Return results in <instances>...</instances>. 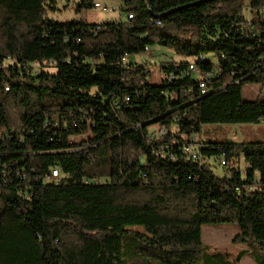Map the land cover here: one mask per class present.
Masks as SVG:
<instances>
[{"label": "trees", "instance_id": "16d2710c", "mask_svg": "<svg viewBox=\"0 0 264 264\" xmlns=\"http://www.w3.org/2000/svg\"><path fill=\"white\" fill-rule=\"evenodd\" d=\"M120 2L130 19L90 24L50 18L56 0H0V264H238L202 241L224 224L264 254V143L201 141L206 164L182 150L206 125L264 123L243 96L264 89V0ZM151 49L173 54L159 85L126 61Z\"/></svg>", "mask_w": 264, "mask_h": 264}, {"label": "rangeland", "instance_id": "374dc122", "mask_svg": "<svg viewBox=\"0 0 264 264\" xmlns=\"http://www.w3.org/2000/svg\"><path fill=\"white\" fill-rule=\"evenodd\" d=\"M58 11L50 14L49 17L55 21H69L71 19H81L90 24H102L110 21H125L127 13L121 9L120 0H92L93 3L100 4V7H92L90 9H79L77 6L79 0H56ZM106 8L107 10H104ZM246 19L250 17V11L246 7L244 11ZM173 54L167 51L158 49H151L150 51L132 54L126 57L127 63L143 65L147 68V79L152 85H159L163 79L160 66L166 59H170ZM175 59H178L174 56ZM216 62L215 58H212ZM49 64V65H48ZM45 63L44 70L53 72L50 68L51 64ZM40 65L33 64L31 69L36 72L42 69ZM258 85L245 86L243 89L244 99L253 101L256 98L264 100V89L259 91ZM202 142H226L227 140L235 143H264V123L257 124H240V125H206L202 128L201 133L198 135ZM229 137V138H228ZM76 144L86 142L89 140V133L73 138ZM244 155V153H243ZM241 167L245 168V162L242 160ZM210 168L216 176L222 177L226 174L227 169L220 166L213 159L209 162ZM103 181V180H102ZM101 181V182H102ZM238 232L235 224H224L218 226L205 225L202 227V241L204 244L227 253L230 259L240 253V249L245 250V255L241 258L240 264H255V259H264L262 251L253 250L249 243H233L232 239ZM253 262V263H252Z\"/></svg>", "mask_w": 264, "mask_h": 264}, {"label": "built area", "instance_id": "2783aa9c", "mask_svg": "<svg viewBox=\"0 0 264 264\" xmlns=\"http://www.w3.org/2000/svg\"><path fill=\"white\" fill-rule=\"evenodd\" d=\"M95 7H100V4L95 3L94 4ZM104 10H107L106 8H104ZM261 15L263 16L262 19L264 20V11L261 12ZM131 16L127 15L126 16V20L130 19ZM124 59H122L123 61ZM207 59L204 57H201L200 61L201 62H205ZM191 74L194 77H196L197 83H198V88L200 90V94L206 95L208 92V87L206 84L205 79L203 80L200 77V69L197 67L196 64H189L188 66V70L183 72V75H188ZM212 72H207L205 74V78L208 79L210 76H212ZM198 78V79H197ZM173 79V77H170V80ZM6 90H8V87L6 86ZM158 135L163 134L164 132L162 130H157L155 132ZM155 133L153 135H155ZM75 136H71L69 137V141L71 143L74 142L73 138ZM191 144H193V146H195L196 150H193L191 146L189 145H185L183 146L182 150L187 153L189 159L192 162L198 163V164H206L208 163V159L204 158V156L201 154L200 150L203 148L202 142L199 138L198 135L193 136L191 138H189ZM167 155L170 157L171 160H175V156L174 153L172 151L171 148L168 149L167 151ZM210 160V159H209ZM215 162H217L220 166L224 167L225 169L228 168V162L226 161L225 157L223 155H221L220 157H218L217 159L214 160ZM60 180V174H59V170L57 169H53V170H49V172L47 173V175L44 177L43 182L47 183V182H57ZM237 191H239L240 189L236 188Z\"/></svg>", "mask_w": 264, "mask_h": 264}, {"label": "crops", "instance_id": "0c3cea01", "mask_svg": "<svg viewBox=\"0 0 264 264\" xmlns=\"http://www.w3.org/2000/svg\"><path fill=\"white\" fill-rule=\"evenodd\" d=\"M120 3H121V2H120ZM228 138H229V137H228ZM236 138H237V137H235V140H236ZM235 140H234V142H236ZM239 251H240V253H242V257L246 254V253H245V250H243V249H240ZM238 254H239V253H238ZM242 257H241V258H242ZM252 261H254V263L256 264V260H252ZM240 262H241V259H240V261L238 262V264H240ZM252 263H253V262H252Z\"/></svg>", "mask_w": 264, "mask_h": 264}, {"label": "water", "instance_id": "95a60500", "mask_svg": "<svg viewBox=\"0 0 264 264\" xmlns=\"http://www.w3.org/2000/svg\"><path fill=\"white\" fill-rule=\"evenodd\" d=\"M203 1H211V0H203ZM146 5H147V7L149 8V3H148V1H146Z\"/></svg>", "mask_w": 264, "mask_h": 264}]
</instances>
